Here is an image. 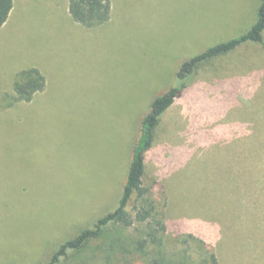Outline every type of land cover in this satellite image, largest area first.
Returning a JSON list of instances; mask_svg holds the SVG:
<instances>
[{
    "label": "rangeland",
    "instance_id": "1",
    "mask_svg": "<svg viewBox=\"0 0 264 264\" xmlns=\"http://www.w3.org/2000/svg\"><path fill=\"white\" fill-rule=\"evenodd\" d=\"M110 2L109 21L52 43L29 1L0 37L5 76L29 60L46 79L20 114L0 115V264H44L112 211L152 100L176 84L188 58L246 32L259 5ZM143 185L163 211L169 250L199 258L197 243L177 239L192 234L218 264H264V44L244 43L197 69L160 119ZM145 225L111 226L107 234L129 244ZM94 245L59 264H106Z\"/></svg>",
    "mask_w": 264,
    "mask_h": 264
},
{
    "label": "trees",
    "instance_id": "2",
    "mask_svg": "<svg viewBox=\"0 0 264 264\" xmlns=\"http://www.w3.org/2000/svg\"><path fill=\"white\" fill-rule=\"evenodd\" d=\"M13 6V0H0V26L5 23ZM68 11L74 21L85 27H93L110 19V0H68ZM264 0H259L257 19L244 33L212 45L184 61L176 72V84L165 93L154 98L149 111L140 123L139 136L133 146L126 179L117 206L101 217L91 227L81 230L73 238L64 241L51 254L44 264H59L72 253H78L90 244H95L93 256L100 257L108 264L116 257V263L133 264L138 256L145 257L144 264H218L216 254L206 246L202 239L192 234L178 235L184 243L193 241L200 247V257L195 259L188 249L171 251L166 245L167 226L162 209L154 197L150 198L149 188L143 185L145 175V155L152 147L155 130L164 112L175 98L187 88L197 69L212 59L225 55L247 42L264 44ZM45 79L36 68L21 70L13 80L12 101H30L36 92L43 90ZM134 204L135 213L128 207ZM138 222L145 223V231L137 238L125 243L122 237H110L107 229L111 226L130 228ZM127 242V241H126ZM138 255V256H137ZM120 257V258H119ZM115 263V264H116ZM119 263V264H122Z\"/></svg>",
    "mask_w": 264,
    "mask_h": 264
},
{
    "label": "crops",
    "instance_id": "3",
    "mask_svg": "<svg viewBox=\"0 0 264 264\" xmlns=\"http://www.w3.org/2000/svg\"><path fill=\"white\" fill-rule=\"evenodd\" d=\"M29 1L32 2V6L35 9L33 17L44 33L45 39L49 42L58 43L61 41V38H70L73 33L78 34L79 32H83L85 34L87 30L91 31L92 29H96V26L85 27L73 20L68 11V0H13V6L9 12L7 20L0 26V37H2L16 23L21 11ZM81 26L82 28H80ZM20 61L21 60L14 63H17L12 69L14 75L10 73L7 77L4 75V70L0 68V115L4 116L6 119L12 118L15 114H20L22 107L28 102H33L38 99L46 88V86H44L43 90L36 92L30 101L15 102L12 101V99H9L14 95L13 85L11 86V79L12 76L15 77L17 72L29 68H36L45 79V74L42 69L43 66L41 64L33 65L34 61L29 60L24 62Z\"/></svg>",
    "mask_w": 264,
    "mask_h": 264
}]
</instances>
